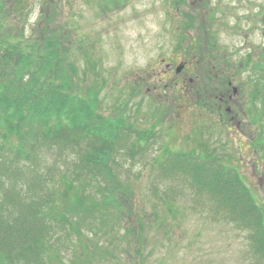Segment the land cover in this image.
I'll return each mask as SVG.
<instances>
[{"label":"rangeland","instance_id":"1","mask_svg":"<svg viewBox=\"0 0 264 264\" xmlns=\"http://www.w3.org/2000/svg\"><path fill=\"white\" fill-rule=\"evenodd\" d=\"M111 1L25 0L29 7L25 13L6 11L0 22V37L6 32L13 43L20 41L25 46L29 43L24 41L42 36L48 18L50 30L58 33L60 57L68 65L64 67L70 68L71 90L90 97L95 113L117 118L126 111L132 116L136 132L125 135L113 158L117 171L128 177L127 183L135 192L132 224L140 215L144 231L131 226L136 233L127 236L126 225L118 226L112 210H107L109 220L99 225L95 239L105 242L109 252L88 243L93 252L89 251V264H264L254 256L253 231L214 217L210 195L191 189L189 178L175 170L163 172L170 170L166 149L199 154L208 141L211 147L219 145L223 163L238 169L264 207L263 153L261 147L255 150L247 135L255 130L248 126L251 88L238 93L232 103L233 111L239 114V127L225 126L217 115L200 110L195 103L190 105L187 95L175 94L173 89L178 87L172 83L163 81L160 90H154L168 63L177 66L190 60L188 51L191 57L198 51L195 57L201 67L195 70L192 58L190 70L198 83H203V72L214 70L217 73L211 77L221 78L226 73L220 70L231 66L234 73L239 58L247 53L252 52L254 60L260 61L264 57V0H125L118 7ZM13 2L5 1L6 7ZM185 12L201 21L200 25L195 22L197 27L191 32L184 30L188 25ZM197 41L202 47L193 48ZM213 42L217 43L213 48L216 55L204 46ZM247 75L243 73L238 81H246ZM239 83L232 87L238 89ZM192 84L194 91L196 85ZM256 108L261 110V105ZM139 132H146L149 138L134 147ZM80 143L81 149H54L52 154L36 150L33 159L37 171H73L74 160L89 146L87 141ZM136 236L142 241L140 251Z\"/></svg>","mask_w":264,"mask_h":264},{"label":"trees","instance_id":"2","mask_svg":"<svg viewBox=\"0 0 264 264\" xmlns=\"http://www.w3.org/2000/svg\"><path fill=\"white\" fill-rule=\"evenodd\" d=\"M5 1L13 0H0V22L6 11L25 13L29 9L25 0H14L10 7H6ZM185 16L186 32L195 28L197 20L201 24L199 18L188 13ZM45 23L42 36L25 39L29 43L25 46L20 41L13 43L6 32L4 38L0 37V264H89L88 243L96 250L109 252L105 242L95 239L99 225L109 220L106 214L109 209L118 226L126 225L130 232L127 236L136 233L134 227L144 231L140 215L137 224H132L135 192L127 183L128 177L117 171V160L113 158L125 135L136 132L130 121L132 116L126 111L117 118L96 114L90 97L84 98L71 90L67 77L70 68L64 67L68 65L60 57L58 33L50 30L48 18ZM213 43L204 46L216 55L217 43ZM192 47H202V43L199 46L197 41ZM189 52L190 60L198 57L197 50L192 57ZM254 59L252 52L241 56L234 73L231 66L221 71L229 73L225 80L211 77L215 73L212 70L211 74L202 73L203 83L194 82V91L190 83L185 86L188 89L183 86L173 91L187 95L190 105L195 103L200 110L216 115L221 105L217 98L221 95L214 88H230L228 81L239 83L238 78L248 72L246 81L239 83L240 93L251 88L248 126L249 129L254 126L255 130L247 135L254 141L257 152L261 147L264 158V57L260 61ZM188 72L194 76L187 69ZM218 80L223 84L216 85ZM232 103L226 101L227 106L232 107ZM257 104L261 110L256 108ZM224 116L219 120L225 126L230 125ZM243 132L246 135L247 131ZM148 138L146 132H139L133 146L136 143L142 146ZM85 141L89 146L85 154L74 160L73 171L67 168H55L54 174L37 171L33 159L37 151L52 154L54 149L60 152L74 146L81 149L80 142ZM209 143L203 144L205 151L199 154L166 149L165 161L170 170L163 172L175 170L189 178L191 189L210 195L214 217H221L238 229L253 231L250 237L254 256L264 262V207L238 169L223 163L218 155L219 145L211 147ZM135 242L140 251V237L136 236Z\"/></svg>","mask_w":264,"mask_h":264},{"label":"flooded vegetation","instance_id":"3","mask_svg":"<svg viewBox=\"0 0 264 264\" xmlns=\"http://www.w3.org/2000/svg\"><path fill=\"white\" fill-rule=\"evenodd\" d=\"M125 2V0H113V3L111 1L112 4H115L114 6L115 7H118L117 5L118 4H123ZM184 64V67L183 69L180 71V72H177L176 70V67L179 65V64ZM175 64V63H174ZM173 63H168L166 65V69H163L161 72H160V77H159V81H157V84H155L154 86V90L155 91H159L161 86L163 85V81H165V83L167 84H171L174 86V87H185L188 83H193L196 79H194L195 77L191 76L188 73H186V70L188 69L189 71L191 70V67L193 65V62H188V61H180V63L176 66L174 65ZM200 65L198 63L195 64V70L196 68H198V70L200 69ZM220 70V69H218ZM192 72V71H191ZM221 72V70H220ZM221 79H224L225 80V76L221 77ZM158 80V79H157ZM217 85H221L223 84L221 81H217L216 82ZM228 85L231 86L232 85V82L228 81ZM214 90L218 91L221 95V97L217 98V101L221 103V105L218 106V113L216 114L218 116V118L220 119L221 117L220 116H223L225 115V119L227 121L230 122V124H235L237 125V127H239L241 125V121L238 120L239 119V114L236 112L233 111L232 107L231 106H227L226 105V101H230V102H233L236 100V96H231L230 94V89L229 87L226 88V87H223L222 89L221 88H214ZM234 95V94H233ZM226 98V99H225ZM226 100V101H225ZM214 115V113H213ZM237 121V122H236ZM245 134V132H244Z\"/></svg>","mask_w":264,"mask_h":264},{"label":"water","instance_id":"4","mask_svg":"<svg viewBox=\"0 0 264 264\" xmlns=\"http://www.w3.org/2000/svg\"><path fill=\"white\" fill-rule=\"evenodd\" d=\"M181 68H182V66H180L179 68H178V70L177 71H180L181 70ZM235 92H237V90L235 89L234 90Z\"/></svg>","mask_w":264,"mask_h":264}]
</instances>
